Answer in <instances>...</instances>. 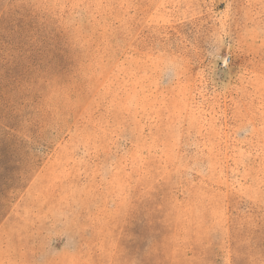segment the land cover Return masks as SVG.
Instances as JSON below:
<instances>
[{"label":"rangeland","instance_id":"rangeland-1","mask_svg":"<svg viewBox=\"0 0 264 264\" xmlns=\"http://www.w3.org/2000/svg\"><path fill=\"white\" fill-rule=\"evenodd\" d=\"M0 264H264V0H0Z\"/></svg>","mask_w":264,"mask_h":264},{"label":"snow or ice","instance_id":"snow-or-ice-1","mask_svg":"<svg viewBox=\"0 0 264 264\" xmlns=\"http://www.w3.org/2000/svg\"><path fill=\"white\" fill-rule=\"evenodd\" d=\"M213 56H216L217 55V53L214 51V52H212L211 53ZM223 53H220V55H222Z\"/></svg>","mask_w":264,"mask_h":264}]
</instances>
